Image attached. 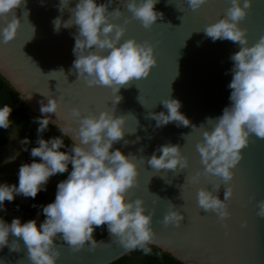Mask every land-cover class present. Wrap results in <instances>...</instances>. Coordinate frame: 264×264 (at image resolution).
<instances>
[{"label": "water", "instance_id": "water-1", "mask_svg": "<svg viewBox=\"0 0 264 264\" xmlns=\"http://www.w3.org/2000/svg\"><path fill=\"white\" fill-rule=\"evenodd\" d=\"M127 3L128 0H114L110 7V11L120 8L124 13L113 20L126 28L121 43L131 38L150 43L157 64L148 77L121 88L118 95L122 99L116 107L111 88L89 87L72 68L76 27L54 31L53 20L62 15L67 21L76 0L63 13L57 7L59 0H25L14 9L8 19L16 16L21 23L11 42L4 43L0 37V76L17 93L18 104L37 116L41 115V101L53 96L61 100L59 118L49 115L69 129L67 137L71 142L76 140L79 127L71 117L72 108H79L85 115L98 116L109 110L126 117V135L114 144L113 150L119 148L138 164L137 184L129 190L128 199H142L146 214L153 215L155 238L150 246L182 264H264V218L257 215L258 202L264 200V138L250 136L249 145L242 150L243 159L233 169L235 175L228 184L221 178L204 175L198 182L192 179L203 172L197 144L203 140V132L213 126L214 121L207 122L208 118L219 117L230 104V57L240 46L230 40L213 42L204 33L207 25L224 18L229 0H207L196 11L186 0H159L155 7L163 18L151 28L132 17ZM125 20L129 22L125 24ZM4 26L5 21L0 20V29ZM240 26L247 30L248 46L264 36V0H252ZM30 96V100L21 98ZM167 98L181 101L180 111L191 121L190 126L178 127L173 122L155 127L156 121L148 118L149 113L166 112L160 102ZM169 143L181 146L189 160L188 168L156 170L147 164L157 147ZM2 180L12 182L5 177ZM217 184L220 199H224L227 187L233 188V196L227 201L231 215L225 220L198 205L199 189L215 192ZM28 200L20 201L26 204ZM171 205L183 214L179 226L163 223ZM20 243L19 252L10 253L7 247L0 251V264H29L27 248L22 240ZM96 244L93 251L85 246L75 253L70 246L55 243L60 251L58 264H111L132 251L123 248L110 233Z\"/></svg>", "mask_w": 264, "mask_h": 264}, {"label": "clouds", "instance_id": "clouds-1", "mask_svg": "<svg viewBox=\"0 0 264 264\" xmlns=\"http://www.w3.org/2000/svg\"><path fill=\"white\" fill-rule=\"evenodd\" d=\"M206 2L186 0L193 11L199 10ZM23 3L25 0H0V20L5 21L0 37L4 43L17 36L21 22L16 16L9 20L8 15ZM71 3L72 0H59L57 7L63 13ZM113 3L114 0L104 3L76 0L70 18L64 21L62 15L58 16L53 25L56 33L62 28L76 27L72 68L78 79L89 87L111 88L116 107L122 99L118 95L121 88L133 80L148 77L157 59L150 43H140L134 38L121 43L126 28L113 20L121 18L124 13L120 8L110 11ZM158 3L159 0H128L127 9L145 28H151L163 18V13L156 10ZM229 3L224 18L207 25L204 33L213 42L230 40L240 46L239 51L230 57L233 62L230 69L232 79L228 84L230 104L219 117L207 120L214 123L210 130L203 132V140L197 144L204 168L192 178L194 182L204 175L221 178L228 184L234 178L233 169L243 159L242 150L249 145L250 136L264 138V36L248 46L247 30L240 26V22L247 16L252 0H229ZM128 22L125 20V24ZM21 98L30 100L32 97ZM160 103L167 111L150 112L148 116L156 121V128L173 122L178 127L191 125L180 111L182 103L179 99L167 98ZM60 104L61 100L54 96L40 102L41 115L33 119L38 125L35 146L29 149L32 141L28 137L19 141L24 146L23 151L30 152L33 159L19 166L18 184L0 182V212L6 211V201L12 202L19 195L35 199L38 193L47 191L51 177L65 173L67 176L58 182L55 199L40 206L44 219L39 224L36 219L22 222L20 217H14L9 222L0 217V251L7 247L10 253L19 252L22 240L29 264H58L57 236L75 253L85 246L93 251L97 246L94 232L106 226L107 232L126 250L141 249L145 255L150 254L148 245L155 238L153 215L146 214L142 199H128L129 190L137 184L138 164L119 148L113 150L114 144L126 135V117L109 110L98 116L85 115L79 108H72L71 117L79 127L76 140L66 145L63 137L68 136L69 129L57 124ZM12 112L11 105L0 106V129L7 130L13 124ZM49 114H55L57 119L53 120ZM50 125L55 126L60 135L45 139L44 133ZM17 155L6 157L4 164L14 162ZM147 164L156 170L175 171L188 168L189 160L182 154L179 144L169 143L157 147L147 158ZM219 189V184L215 192L200 188L197 200L205 212H214L220 220H225L231 215L227 201L233 196V188H226L224 199L216 194ZM257 207V215L264 218V200L259 201ZM183 218V214L171 205L163 223L179 226Z\"/></svg>", "mask_w": 264, "mask_h": 264}, {"label": "trees", "instance_id": "trees-1", "mask_svg": "<svg viewBox=\"0 0 264 264\" xmlns=\"http://www.w3.org/2000/svg\"><path fill=\"white\" fill-rule=\"evenodd\" d=\"M4 104H9L13 107V112L11 119L13 124L9 129H0V156L2 155L1 150L8 147L11 140L15 141V145L19 146L23 150V145L19 143L20 139L28 137L32 143L28 146L29 149L35 146V140L37 138V127L36 123H33V119L38 117L33 114L28 108L22 104H18V95L15 90L0 76V106ZM60 135L57 128L53 125L49 126L48 131L44 133V138L48 139L52 136ZM15 137V138H13ZM65 139V144L70 145L71 141L69 138L63 137ZM63 150V149H62ZM26 162L30 163L33 159L30 156V152H25ZM37 160L39 158H36ZM69 170H71V165H69ZM67 174H57L50 178L47 185V191H41L38 193L35 199L29 197L26 204L20 203L18 201L5 202V207L7 213L0 212V217H3L7 221L12 220V216L17 215L21 218L22 222L31 220L32 218H44L41 214V205H46L51 202L49 198V189L54 188L56 193V186L59 181L65 179ZM35 205V207L33 206ZM106 226H101L97 228L94 232L95 240H98L107 234ZM55 243L67 245L60 236L56 237ZM151 253L145 255L141 249L132 250L130 253L120 258L119 260L111 264H182L172 258L170 255L162 252L160 249L150 246Z\"/></svg>", "mask_w": 264, "mask_h": 264}, {"label": "rangeland", "instance_id": "rangeland-1", "mask_svg": "<svg viewBox=\"0 0 264 264\" xmlns=\"http://www.w3.org/2000/svg\"><path fill=\"white\" fill-rule=\"evenodd\" d=\"M2 152V155L0 156V163L4 162L5 158L6 157H9V156H12V155H17V158H16V162L18 164H22V163H26V158H25V154H24V151L17 145H15V141L14 140H11L10 144L8 145V147L6 148H3L1 150ZM16 162H14L15 164H17ZM17 164V166L19 167V165ZM4 165V164H3ZM1 167V166H0ZM7 183H10V184H14L13 182H11L10 180H6ZM48 194H49V198L51 200V202L55 199V191H54V188L52 189H49L48 190ZM20 200L22 201H26V198L23 197L22 195H19L15 198V201H18L20 203H22ZM3 213H7V211L3 212ZM14 217H19L17 215H14L12 216V219ZM44 218H36L38 224L39 222L43 221Z\"/></svg>", "mask_w": 264, "mask_h": 264}, {"label": "bare ground", "instance_id": "bare-ground-1", "mask_svg": "<svg viewBox=\"0 0 264 264\" xmlns=\"http://www.w3.org/2000/svg\"><path fill=\"white\" fill-rule=\"evenodd\" d=\"M18 170L19 167L14 162L9 164H4L0 167V182H4L2 180L3 177L9 178L13 183L18 184Z\"/></svg>", "mask_w": 264, "mask_h": 264}, {"label": "flooded vegetation", "instance_id": "flooded-vegetation-1", "mask_svg": "<svg viewBox=\"0 0 264 264\" xmlns=\"http://www.w3.org/2000/svg\"><path fill=\"white\" fill-rule=\"evenodd\" d=\"M3 163V162H2ZM0 165H1V163H0Z\"/></svg>", "mask_w": 264, "mask_h": 264}, {"label": "snow or ice", "instance_id": "snow-or-ice-1", "mask_svg": "<svg viewBox=\"0 0 264 264\" xmlns=\"http://www.w3.org/2000/svg\"><path fill=\"white\" fill-rule=\"evenodd\" d=\"M58 115H59V113H58Z\"/></svg>", "mask_w": 264, "mask_h": 264}]
</instances>
